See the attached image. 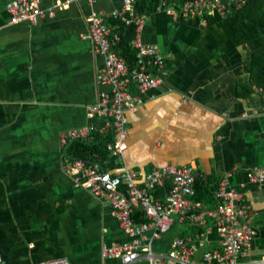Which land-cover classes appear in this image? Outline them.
<instances>
[{
    "label": "crops",
    "instance_id": "1",
    "mask_svg": "<svg viewBox=\"0 0 264 264\" xmlns=\"http://www.w3.org/2000/svg\"><path fill=\"white\" fill-rule=\"evenodd\" d=\"M12 1L0 0V264L61 257L70 264H121L102 252L128 237L109 204L75 181L59 144L64 130L89 124L100 134L104 125L105 118L88 115L109 91L103 60L87 38L88 19L99 11L112 15L121 0H41L55 15L36 26L10 24ZM243 6L200 18L184 17L162 0L147 3L141 38L162 54L166 74L126 113L124 151L113 173L192 167L195 176L244 194L255 235L238 263L261 264L264 95L256 89L264 91V16ZM193 229L175 219L155 251L167 254L174 239L200 233L206 245L198 259L220 245L211 220Z\"/></svg>",
    "mask_w": 264,
    "mask_h": 264
},
{
    "label": "built area",
    "instance_id": "2",
    "mask_svg": "<svg viewBox=\"0 0 264 264\" xmlns=\"http://www.w3.org/2000/svg\"><path fill=\"white\" fill-rule=\"evenodd\" d=\"M79 1V0H70ZM93 3L94 0H85ZM137 0H121V8L112 15L99 11L93 13L89 21L88 40L94 51L103 60V81L109 91L99 94L97 103L91 105L88 115L105 118L100 134L111 132L113 141L108 142L106 150L111 155L121 157L123 142L127 136L126 113L139 104V95L157 88L165 74L162 54L151 45L145 44L141 31L146 12L136 13ZM247 0H183L177 9L184 17L203 18L212 12L221 15L232 9L241 8ZM166 0H162L163 6ZM41 0H13L6 5L11 25L27 24L36 26L43 17H54L55 10H43ZM118 19L124 27H132L134 37L131 47L136 52V69L129 71L126 61L119 56L115 47L120 42L118 33L111 32L108 21ZM134 88V91L132 89ZM262 95L264 91L256 89ZM92 126L85 124L60 132L59 144L66 148L72 140H89ZM69 169L75 172L82 187L95 197L109 204L114 210V217L128 237V241L103 249V257L118 259L121 264H134L143 261L146 264H239L238 257L249 248L255 235L248 224L249 206L244 194L229 190L224 183L219 184L215 205L209 210L194 201L195 171L192 167L167 165L153 168L148 173H137L124 169L119 173L103 171L97 164H87L81 159L69 162ZM142 178L141 182L138 179ZM170 178L171 186L162 199L153 195L157 187H162L165 179ZM262 178V176H261ZM141 183V184H138ZM136 210L142 213V220L134 217ZM187 221L197 229L211 220L216 229L220 245L207 248L197 258L199 247H204V233L177 238L171 242L170 252L158 254L154 242L165 234L173 222ZM151 232L149 238H145ZM2 255L0 251V263ZM34 264H70L65 257L41 261ZM264 264V261L261 262Z\"/></svg>",
    "mask_w": 264,
    "mask_h": 264
},
{
    "label": "trees",
    "instance_id": "3",
    "mask_svg": "<svg viewBox=\"0 0 264 264\" xmlns=\"http://www.w3.org/2000/svg\"><path fill=\"white\" fill-rule=\"evenodd\" d=\"M149 1L160 2L161 0H137L135 4L136 13L147 11V3ZM183 0H166L173 7H177ZM244 9H249L253 15L259 14L264 16V0H247L243 6ZM111 32L118 33L121 37L120 42L116 45L115 51L127 63L129 71L132 72L136 69V52L131 47V41L134 37V30L132 27L126 28L118 19L111 18L109 21ZM113 141V134L107 132L106 134L93 133L92 138L89 140H72L65 148V154L70 161L74 159H81L87 164H97L103 171L113 172L120 167L118 156L111 155L106 150L108 142ZM219 182L212 179H205L203 176H196L195 191L196 195L194 201L197 204H202L206 207L215 205L216 193L218 191ZM169 191L167 182L165 181L162 187H157L153 194L155 198L162 199ZM134 217L137 221L142 220V214L136 210ZM196 229V228H195ZM195 229L193 231L195 232ZM200 233L199 230H196Z\"/></svg>",
    "mask_w": 264,
    "mask_h": 264
},
{
    "label": "bare ground",
    "instance_id": "4",
    "mask_svg": "<svg viewBox=\"0 0 264 264\" xmlns=\"http://www.w3.org/2000/svg\"><path fill=\"white\" fill-rule=\"evenodd\" d=\"M64 150H65V149H64ZM64 150H63V151H64Z\"/></svg>",
    "mask_w": 264,
    "mask_h": 264
}]
</instances>
